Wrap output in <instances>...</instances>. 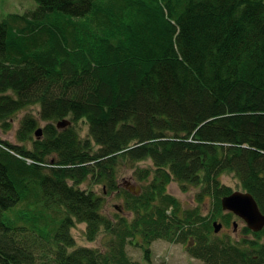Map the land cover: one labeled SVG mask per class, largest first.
<instances>
[{
    "label": "trees",
    "instance_id": "16d2710c",
    "mask_svg": "<svg viewBox=\"0 0 264 264\" xmlns=\"http://www.w3.org/2000/svg\"><path fill=\"white\" fill-rule=\"evenodd\" d=\"M35 1L0 20V124L36 104L46 121L41 139L31 114L20 143L0 139V264H132L136 235L186 242L202 264H264V227L233 241L212 224L232 216L225 172L264 213V0ZM67 116L87 138L57 128ZM146 160L139 194L119 188V162ZM171 180L210 196L211 214L183 211ZM85 181L120 189L132 217L104 216ZM76 222L88 240L100 227L115 238L104 252L76 246Z\"/></svg>",
    "mask_w": 264,
    "mask_h": 264
},
{
    "label": "rangeland",
    "instance_id": "374dc122",
    "mask_svg": "<svg viewBox=\"0 0 264 264\" xmlns=\"http://www.w3.org/2000/svg\"><path fill=\"white\" fill-rule=\"evenodd\" d=\"M37 5L35 0H0V20L10 13L23 14ZM31 114L32 116L39 119V105H31L22 110L16 112L12 120H10V128H5L0 124V139L8 142L9 144L20 143L16 137V131L20 124V119L26 115ZM70 121V124L61 126L64 128L66 126L72 125L76 132H78L79 138L84 140L88 137V125L83 120L72 122L70 117H64ZM46 124L44 120H38L37 128H41V133L39 138L33 134L34 139H41L43 136V128ZM27 148H32V142L28 141L25 143ZM96 146L93 145V149ZM52 155L49 156L51 158ZM149 160L141 161L138 163L124 162L121 161L117 165V177L116 181L119 184V188H124L129 190H136L139 186L140 190L144 182L138 179L134 174L136 166H147L150 165ZM221 183L229 186L234 190H243L238 179L230 172H225L220 177ZM146 183V182H145ZM81 189H92L96 194L101 195L103 198V204L101 208L102 214L104 216L114 219L115 215H124L128 218L132 217V214L124 206L126 198L124 193L119 189L117 191H112L111 193H102L103 182H88L85 181L79 185ZM166 190L171 195L175 196L179 202L182 210H197L202 216H209L213 210V199L210 196H204L203 199L197 200L196 193L199 192V187H189L186 190H182L180 184L176 180H171L167 186ZM181 212V211H180ZM223 213L227 212L222 210ZM232 213V212H231ZM217 222H221L220 216L215 218ZM236 221V226L234 227L233 222ZM85 222H76L74 226L70 229L72 236L75 239L76 246H85L100 250L104 252L108 247L109 243L115 238L114 234H108V232L100 227L95 238L93 240H88L85 236ZM248 228L245 221L232 213L230 218V223L228 226H222V228L216 232L217 235L223 236L227 234L231 237L233 241L242 239L243 237L252 239L251 233L247 232L244 228ZM249 229V228H248ZM250 230V229H249ZM264 241V235L260 239ZM125 252L129 258V261L133 264H202V261L198 258L193 257L187 250V243L181 242H170L162 238L154 239L151 244L145 245L142 238L138 235L133 238L128 237L125 243Z\"/></svg>",
    "mask_w": 264,
    "mask_h": 264
},
{
    "label": "water",
    "instance_id": "95a60500",
    "mask_svg": "<svg viewBox=\"0 0 264 264\" xmlns=\"http://www.w3.org/2000/svg\"><path fill=\"white\" fill-rule=\"evenodd\" d=\"M68 119H63L56 123L57 128L69 124ZM41 133V128H37L34 132L37 138ZM129 191L135 195L140 192V187L137 186L136 190L129 188ZM221 208L224 211L232 212L238 217L242 218L247 227L252 231H259L264 227V213L261 212L256 200L251 193L244 190H234L230 194L223 196L220 200ZM214 232H218L222 228V223L213 221ZM234 227L236 221L233 222Z\"/></svg>",
    "mask_w": 264,
    "mask_h": 264
}]
</instances>
